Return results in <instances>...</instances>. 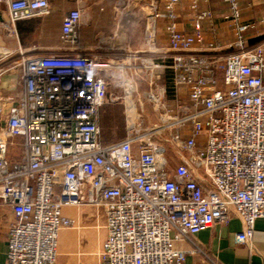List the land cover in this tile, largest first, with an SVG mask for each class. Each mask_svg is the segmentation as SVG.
Returning <instances> with one entry per match:
<instances>
[{"label":"built area","instance_id":"1","mask_svg":"<svg viewBox=\"0 0 264 264\" xmlns=\"http://www.w3.org/2000/svg\"><path fill=\"white\" fill-rule=\"evenodd\" d=\"M162 1L164 10L152 3L149 11L167 21L169 48L157 47L156 32L147 30V49L161 57L144 68L150 91L141 101L158 121L135 111V88L127 86L111 98L125 105L127 132L117 142L104 144L100 127L108 84L98 72L110 64L80 53L79 10L62 21L60 51L30 57L0 49V84L18 74L22 85L11 94L0 90V204L14 214L5 264H56L59 233L75 226L64 210L81 205L105 210L104 264H184L179 243L194 245L197 234L233 217L244 225L237 241L250 244L264 218V44L249 46L238 0H225L236 40L196 50L211 13H197L186 34L177 24L182 0ZM5 2L14 23L50 13L48 0ZM160 68L188 90L180 114L166 99V83L154 77ZM16 138L21 153L12 158Z\"/></svg>","mask_w":264,"mask_h":264},{"label":"crops","instance_id":"2","mask_svg":"<svg viewBox=\"0 0 264 264\" xmlns=\"http://www.w3.org/2000/svg\"><path fill=\"white\" fill-rule=\"evenodd\" d=\"M50 13L45 16L12 22L8 5L0 1V49L23 52L36 57L60 51L65 45L61 39L62 21L72 10H79L82 21L79 28L80 53L97 63H109L110 67L98 72L108 84L107 103L100 109L101 138L104 144L122 140L127 132L124 102L112 103L111 98L123 96L127 86L135 91L131 101L136 112H142L149 123L157 122L158 116L152 105L145 104L142 95L150 91L146 81H150L145 67L161 54L147 49L145 35L148 29L156 32V45L162 50L169 48L170 35L165 19L150 17L152 3L164 10L162 0H48ZM196 0H182L177 9L178 29L192 34L195 15L210 12L211 17L203 23L205 42L196 45L203 50L215 42L223 47L236 40V27L230 19L229 5L225 0L198 1V9L193 8ZM241 23L250 25L244 33L249 46L264 44V0H238ZM146 51V52H145ZM228 51H225L227 53ZM156 81L166 83V99L180 114L189 105L188 90L173 86V73L160 68L154 71ZM223 87V73L219 75ZM22 88L18 74L6 75L0 84L4 94L20 91ZM117 107L116 109H113ZM22 140L13 143L19 147L16 158L21 153ZM176 166L177 160L170 158ZM64 214L75 221V226L59 233L58 257L56 264H104L101 259L103 243L107 238V219L103 207L81 205L65 208ZM14 222L12 209L0 204V264H5L8 256L9 230ZM241 219L233 217L229 225L216 224L194 237V245L179 243L178 248L187 252L184 264H264V218L255 223V231L248 245L237 241V234L243 231Z\"/></svg>","mask_w":264,"mask_h":264},{"label":"rangeland","instance_id":"3","mask_svg":"<svg viewBox=\"0 0 264 264\" xmlns=\"http://www.w3.org/2000/svg\"><path fill=\"white\" fill-rule=\"evenodd\" d=\"M146 101H144V103H145ZM117 107H115V108H113V109H116ZM19 147V145L18 144H15V146L13 145L12 147H10V149H9V156H12V155H17V153H11L12 151L13 152H16L18 149H16V148H18ZM169 153H168V155H170V156H172V154H171V152H170V150L168 151ZM173 159H174V157H172ZM171 167L172 168H174V165H171Z\"/></svg>","mask_w":264,"mask_h":264}]
</instances>
